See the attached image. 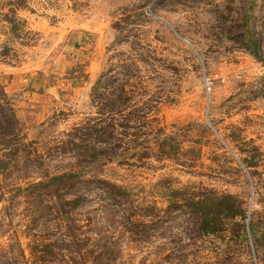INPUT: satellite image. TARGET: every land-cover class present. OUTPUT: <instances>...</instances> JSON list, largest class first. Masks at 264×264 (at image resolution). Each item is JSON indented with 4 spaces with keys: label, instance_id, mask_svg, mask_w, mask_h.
I'll use <instances>...</instances> for the list:
<instances>
[{
    "label": "rangeland",
    "instance_id": "rangeland-1",
    "mask_svg": "<svg viewBox=\"0 0 264 264\" xmlns=\"http://www.w3.org/2000/svg\"><path fill=\"white\" fill-rule=\"evenodd\" d=\"M248 29L259 57L240 41ZM102 74L118 80L103 92L123 83L129 105L146 107L140 140L162 127L182 149L176 160L111 162L97 175L159 208L170 205L159 193L166 179L191 194L230 193L244 221L199 234L180 211L163 213L148 237L98 230L96 193L72 228L36 221L23 188L39 172L73 168L59 146L98 115L92 90ZM0 82L25 144L17 167L0 151V264H264V0H0Z\"/></svg>",
    "mask_w": 264,
    "mask_h": 264
},
{
    "label": "trees",
    "instance_id": "trees-1",
    "mask_svg": "<svg viewBox=\"0 0 264 264\" xmlns=\"http://www.w3.org/2000/svg\"><path fill=\"white\" fill-rule=\"evenodd\" d=\"M240 41L259 57L262 43L253 30L244 31ZM105 78L106 74H102L92 90V101L98 115L74 126L66 141L59 146L65 155L75 160L73 168L52 174L39 172L41 179L31 181L23 188L36 221L46 227L59 223L60 226L72 228L76 224L75 214L92 202L89 195L93 193L98 194L101 201L99 207L102 216L98 220V230L120 228L133 235L148 237L164 227L167 219L163 213L173 217V213L180 211L189 215L192 226L188 228L199 234L223 233L228 230L227 220L241 218L244 221L246 211L242 203L230 193L205 188L197 194H191L188 190L171 187L170 181L166 179L163 183L160 182L159 193L170 198V205L159 208L155 202L147 205L136 203L135 195L130 189L97 175L111 162L128 163L134 158L143 160L150 157L176 160L182 149L176 136L168 135L162 127L152 132L151 138L147 136L144 141L140 140L145 134L142 130L145 121L142 118L146 116V107L129 105L131 97L123 83L119 88H113L109 94L103 92L107 85H114L118 81L112 76L107 83ZM106 113H109V117ZM116 115H120V118L123 116L124 119L119 122ZM22 128L0 82V151L4 150L5 156L12 159L13 167H17L19 153L25 145L21 140ZM260 158V154H255L252 158H244V162L248 166H254ZM8 164L6 159L3 165ZM32 173L27 170L25 175L32 177ZM238 224L243 226L242 223ZM70 244L81 245L79 241H72Z\"/></svg>",
    "mask_w": 264,
    "mask_h": 264
},
{
    "label": "built area",
    "instance_id": "built-area-1",
    "mask_svg": "<svg viewBox=\"0 0 264 264\" xmlns=\"http://www.w3.org/2000/svg\"><path fill=\"white\" fill-rule=\"evenodd\" d=\"M206 86H207V88H208V89H210V88H211V86H210V83H209V82H207V85H206Z\"/></svg>",
    "mask_w": 264,
    "mask_h": 264
}]
</instances>
